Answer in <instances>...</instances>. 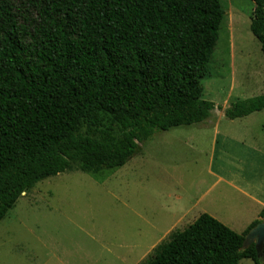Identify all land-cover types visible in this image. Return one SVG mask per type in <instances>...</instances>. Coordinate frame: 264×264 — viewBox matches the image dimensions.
Listing matches in <instances>:
<instances>
[{
  "label": "trees",
  "instance_id": "obj_1",
  "mask_svg": "<svg viewBox=\"0 0 264 264\" xmlns=\"http://www.w3.org/2000/svg\"><path fill=\"white\" fill-rule=\"evenodd\" d=\"M250 1L264 60V0ZM223 17L219 0H0V222L46 179L121 168L155 134L205 122ZM263 110L264 95L224 117ZM260 223L239 235L203 214L139 264H264V246L243 250Z\"/></svg>",
  "mask_w": 264,
  "mask_h": 264
},
{
  "label": "rangeland",
  "instance_id": "obj_2",
  "mask_svg": "<svg viewBox=\"0 0 264 264\" xmlns=\"http://www.w3.org/2000/svg\"><path fill=\"white\" fill-rule=\"evenodd\" d=\"M219 1L224 17L202 83V100L215 105L210 117L155 134L121 168L90 175L76 166L37 184L0 222V264H139L170 234L174 214L207 192L210 170L234 180L254 176L240 174V160L264 140V110L224 117L236 100L264 95V60L249 30L254 4ZM180 222L171 232L188 226Z\"/></svg>",
  "mask_w": 264,
  "mask_h": 264
},
{
  "label": "crops",
  "instance_id": "obj_3",
  "mask_svg": "<svg viewBox=\"0 0 264 264\" xmlns=\"http://www.w3.org/2000/svg\"><path fill=\"white\" fill-rule=\"evenodd\" d=\"M243 140L244 138L241 139L242 143H244ZM255 146L249 148L250 152L240 160L239 168L240 174L254 175L252 178H247L245 175V179L242 177L241 180L238 178L234 180L229 177L216 176L210 170V175L215 179L214 182L209 184L206 193L192 202L187 211L182 210L178 215L174 214V217L178 218L166 234L171 233L176 223L186 222L189 226L203 214L214 218L239 235L246 232L253 222L262 221L259 215L264 209V179L258 177L257 170L264 169V140L257 141ZM217 186L219 188L222 186V192L212 196L211 192L216 190ZM182 200L181 197L177 198V202Z\"/></svg>",
  "mask_w": 264,
  "mask_h": 264
},
{
  "label": "water",
  "instance_id": "obj_4",
  "mask_svg": "<svg viewBox=\"0 0 264 264\" xmlns=\"http://www.w3.org/2000/svg\"><path fill=\"white\" fill-rule=\"evenodd\" d=\"M251 244L254 245L257 257L260 258L264 246V220L246 235L243 243V250Z\"/></svg>",
  "mask_w": 264,
  "mask_h": 264
}]
</instances>
